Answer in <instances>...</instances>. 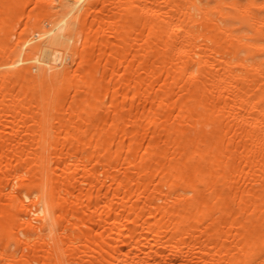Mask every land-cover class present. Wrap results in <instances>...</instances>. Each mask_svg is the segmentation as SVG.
Wrapping results in <instances>:
<instances>
[{
    "label": "bare ground",
    "instance_id": "bare-ground-1",
    "mask_svg": "<svg viewBox=\"0 0 264 264\" xmlns=\"http://www.w3.org/2000/svg\"><path fill=\"white\" fill-rule=\"evenodd\" d=\"M0 264H264V0H0Z\"/></svg>",
    "mask_w": 264,
    "mask_h": 264
},
{
    "label": "clouds",
    "instance_id": "clouds-1",
    "mask_svg": "<svg viewBox=\"0 0 264 264\" xmlns=\"http://www.w3.org/2000/svg\"><path fill=\"white\" fill-rule=\"evenodd\" d=\"M39 215L43 218V223L46 227L45 235L47 236L50 242L54 243L57 235V226L51 208L45 205L44 207H42Z\"/></svg>",
    "mask_w": 264,
    "mask_h": 264
}]
</instances>
